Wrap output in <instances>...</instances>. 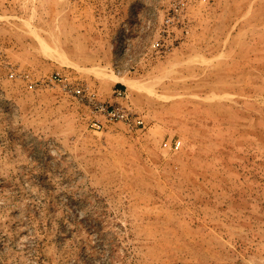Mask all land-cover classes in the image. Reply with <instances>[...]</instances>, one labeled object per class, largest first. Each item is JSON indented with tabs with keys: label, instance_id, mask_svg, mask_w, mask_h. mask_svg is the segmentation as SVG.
<instances>
[{
	"label": "rangeland",
	"instance_id": "rangeland-1",
	"mask_svg": "<svg viewBox=\"0 0 264 264\" xmlns=\"http://www.w3.org/2000/svg\"><path fill=\"white\" fill-rule=\"evenodd\" d=\"M0 264H264V0H0Z\"/></svg>",
	"mask_w": 264,
	"mask_h": 264
},
{
	"label": "built area",
	"instance_id": "built-area-1",
	"mask_svg": "<svg viewBox=\"0 0 264 264\" xmlns=\"http://www.w3.org/2000/svg\"><path fill=\"white\" fill-rule=\"evenodd\" d=\"M154 46H159V42H155ZM52 81L62 83L64 87L69 86L66 78L59 73L54 74V76L52 77ZM69 89L80 101L86 102L95 114L102 116L107 122L121 121L136 124L143 123L140 117L132 116V113L127 108L98 100L96 98V94L93 91H87L80 84L69 86ZM121 94V91L116 92V95L118 96H120ZM90 127L96 131H99L102 130L104 125L99 119L95 118L90 121ZM180 144L181 142L179 140H176L170 143V147L173 150H177L180 147ZM164 145L166 146L167 144L165 143Z\"/></svg>",
	"mask_w": 264,
	"mask_h": 264
},
{
	"label": "bare ground",
	"instance_id": "bare-ground-1",
	"mask_svg": "<svg viewBox=\"0 0 264 264\" xmlns=\"http://www.w3.org/2000/svg\"><path fill=\"white\" fill-rule=\"evenodd\" d=\"M43 49H44V46H42ZM45 48H48L46 47L45 45ZM49 51V49H47ZM54 52V51H53ZM66 62V61H65ZM94 71V70H93ZM121 78V77H120ZM119 81V80H118ZM128 85L132 86V87H136V88H139V89H145V90H148L146 87L144 86H141L140 84L138 83H135L134 81H125Z\"/></svg>",
	"mask_w": 264,
	"mask_h": 264
}]
</instances>
